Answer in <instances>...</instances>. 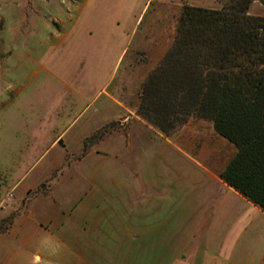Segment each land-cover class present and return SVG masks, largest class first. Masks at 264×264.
<instances>
[{
	"label": "rangeland",
	"instance_id": "rangeland-1",
	"mask_svg": "<svg viewBox=\"0 0 264 264\" xmlns=\"http://www.w3.org/2000/svg\"><path fill=\"white\" fill-rule=\"evenodd\" d=\"M185 4L221 7L217 0H0V264H254L260 258L261 224L250 223L237 201L228 198L216 217L202 215V205L216 199L199 200L209 174L197 163L221 168L236 152L211 121L193 116L165 136L145 120L131 151L119 139L104 154L90 152L138 120L142 84L172 46ZM248 13L264 17V5L253 1ZM107 92L126 111L91 133L93 123L118 111ZM82 133H91L83 144ZM76 173L83 179L77 191L45 195L31 211L30 201L51 179ZM116 177L119 185L109 181ZM129 177L127 196L123 178ZM187 186L196 199L189 208L200 211L176 215ZM219 193L209 186L210 195ZM128 205L147 215L144 236L125 235ZM111 209L118 218L109 216Z\"/></svg>",
	"mask_w": 264,
	"mask_h": 264
},
{
	"label": "trees",
	"instance_id": "trees-1",
	"mask_svg": "<svg viewBox=\"0 0 264 264\" xmlns=\"http://www.w3.org/2000/svg\"><path fill=\"white\" fill-rule=\"evenodd\" d=\"M253 1L183 5L136 113L165 136L193 116L211 121L236 148L220 177L264 211V17L248 13Z\"/></svg>",
	"mask_w": 264,
	"mask_h": 264
},
{
	"label": "crops",
	"instance_id": "crops-1",
	"mask_svg": "<svg viewBox=\"0 0 264 264\" xmlns=\"http://www.w3.org/2000/svg\"><path fill=\"white\" fill-rule=\"evenodd\" d=\"M126 49H127V45L124 47V49L122 50V52L120 54L121 59L124 56ZM120 63H121V61L119 62V66H120ZM119 66H118V68H119ZM110 83L111 82L109 81L108 84H110ZM106 94H107V97L109 99V102L111 101V103L115 104V106L118 107V111H116L113 114H109V115L99 119L97 122L93 123V125H91L90 129H89V131L91 133H93L95 130H98L106 121L113 120V119L117 118L118 116H120L121 113L126 111L127 106H126V104H124V102L120 101L119 99H117L116 97H114L112 94H110L108 92ZM131 113H133V111H131V109H130L129 113L128 112L126 113L127 114L126 119H128V117L131 116ZM137 116L138 115L136 113V117ZM143 125L148 126L147 122L138 116V120H135V122L129 126V129H127V132L125 134H117V131L113 130L112 133H113V135H115V137L113 136L110 138L107 137V138L102 139L101 141H99V144H97V146L93 150H91L90 152H93L96 154H102V153L104 154V153H106L107 149L110 150V148H113V146H114V148H117V146H116L117 143L118 142L120 143V141H121L119 139H122V141H123V144H122L123 151H131L134 137L139 135V133L142 129L141 127ZM91 133L86 134V135H84L82 133V135H81L82 136V139H81L82 144H83V138L86 136H89ZM59 137H57L54 140L53 144H58V142L60 140ZM104 146H106L107 149H105ZM205 162L208 164V166H205V165H203V163H200V162L197 163L199 165V167L204 169V171H206V173L209 174V177H207L205 179V181H206L205 185H208V187L206 188V191H208V192H206V194H203L202 196H200L199 200L205 202L206 198H208L207 200L212 199L215 201V199H216V201L213 205H210L211 207L206 205V204H203L202 205L203 208H201L202 215L210 216V217L211 216L216 217V215L220 214V211L225 212L224 210H226V207H223V205H224L223 202H225L228 198L231 197V199H233V202H235V201L238 202L237 208L242 206V208H243L242 214H248L249 215V218H251L249 221L250 223H252L254 219L258 220V222H260L261 227L258 228V226H257V229L263 232L262 238L264 239V211L259 206L253 204L246 197L241 195L239 192H237L236 190H234L233 188L228 186L223 181V179L220 177V172L225 168L226 165L224 167L220 168V167H217L216 163L207 162V161H205ZM118 178H120V177H118ZM118 178L117 177L111 178L109 181H111V183L113 185H119L120 179H118ZM130 179H131L130 177H129V179L123 178L124 185H125V192H126L127 196L130 195L131 190H132V184H131ZM43 181H45V180L39 181V183L37 185L41 184ZM82 181H83V179L78 178L77 173L74 177L73 176L67 177L63 174L61 176H57L56 178L51 179L50 184L44 189L45 191L43 193H40L39 195L35 196L32 199V201H30L31 206H32L31 211L35 210L34 207H37L36 205H38V204L36 203V201L42 199L45 195L47 196V195H58L59 194V196H61V197L62 196L68 197V195H67L68 191H77L79 189L78 185L80 183H82ZM210 185H214V188H216L217 190L220 191L219 195H221V196L218 199L215 198V197H217V195L212 196V194L211 195L209 194V186ZM29 189H27V190H29ZM181 190L183 191V195H180L178 200L183 201V203L180 206V208L178 207V209L176 210V212H175L176 215L180 214L183 216H187V215H192L193 212H195V211H200V210H195V209L192 210V208L191 209L189 208V205L191 204L190 201H196L193 194H191V188L189 186H187L184 188L182 187ZM30 202H29V205H30ZM32 202L33 203L35 202V203L33 204ZM128 207H129V209H127L125 207L126 209H124L122 212V215L124 217L123 226H124L125 235L130 237V236H132L133 233L135 234L139 230V232L144 236L145 232L143 231L144 225H143L142 221H143V217H145L147 215L144 213L143 210H139V211L132 210V205H131V207L128 205ZM109 213H110L109 216H111V217L112 216H115V217L119 216L117 210L111 209L109 211ZM16 221H15L13 227L16 226L15 225ZM249 222H247L245 224V227L250 224ZM76 241H77V238H76ZM67 243L68 242H66V244ZM258 243H256V245ZM259 244H260L259 246L262 249V251L258 252L260 254V258L257 261H255L254 264H264V241H263V243H259ZM222 245L223 244H220V246H218V247H220V249H221ZM83 247L84 246H82L81 248H83ZM131 247H133V246L130 244L128 248H131ZM216 252L218 254H220L219 248H218V250H216ZM242 252H244V251H242ZM206 253L211 254V251L210 250L208 251L206 249ZM240 264H242V262Z\"/></svg>",
	"mask_w": 264,
	"mask_h": 264
}]
</instances>
